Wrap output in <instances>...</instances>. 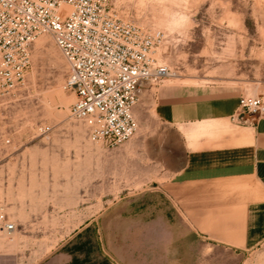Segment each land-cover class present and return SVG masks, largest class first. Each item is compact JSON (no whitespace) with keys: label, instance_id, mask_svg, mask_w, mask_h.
Here are the masks:
<instances>
[{"label":"rangeland","instance_id":"obj_1","mask_svg":"<svg viewBox=\"0 0 264 264\" xmlns=\"http://www.w3.org/2000/svg\"><path fill=\"white\" fill-rule=\"evenodd\" d=\"M102 2L120 17L160 30L153 55L171 73L141 83L137 130L107 145L91 139L86 122L71 115L76 96L53 35L44 31L31 41L24 82L0 86V209L15 223L11 231L0 228L5 264L40 262L72 236H83L86 249L99 241L112 264H264V239L239 252L205 236H112L117 257L97 221L118 199L134 198L141 215L143 196L156 192L148 191L160 179L151 141L171 128L156 115V101L181 90L203 103L223 93L264 94V0ZM177 14L192 18L190 30H166ZM40 124L51 128L40 132ZM89 220L95 225L85 227Z\"/></svg>","mask_w":264,"mask_h":264},{"label":"crops","instance_id":"obj_2","mask_svg":"<svg viewBox=\"0 0 264 264\" xmlns=\"http://www.w3.org/2000/svg\"><path fill=\"white\" fill-rule=\"evenodd\" d=\"M241 94H217L203 103L181 90L155 102L156 115L171 125L151 141L149 156L159 163L160 179L148 191L156 192L143 196L141 215L130 198L116 200L97 218L117 257L112 236H205L239 252L264 239V116L235 121ZM83 241L72 236L33 264H112L99 241L92 249Z\"/></svg>","mask_w":264,"mask_h":264},{"label":"built area","instance_id":"obj_3","mask_svg":"<svg viewBox=\"0 0 264 264\" xmlns=\"http://www.w3.org/2000/svg\"><path fill=\"white\" fill-rule=\"evenodd\" d=\"M50 32L68 62L66 84L75 100L71 115L86 122L88 135L107 145H118L138 127L134 105L144 81L171 73L153 55L160 30H150L120 17L102 0H0V86L24 82L31 41ZM264 116V96L241 94L232 115L253 122ZM49 124H40L46 132ZM15 223L0 209V228Z\"/></svg>","mask_w":264,"mask_h":264},{"label":"clouds","instance_id":"obj_4","mask_svg":"<svg viewBox=\"0 0 264 264\" xmlns=\"http://www.w3.org/2000/svg\"><path fill=\"white\" fill-rule=\"evenodd\" d=\"M193 24L192 18L185 14H177L171 17L166 24V30L170 32H182L190 30Z\"/></svg>","mask_w":264,"mask_h":264},{"label":"bare ground","instance_id":"obj_5","mask_svg":"<svg viewBox=\"0 0 264 264\" xmlns=\"http://www.w3.org/2000/svg\"><path fill=\"white\" fill-rule=\"evenodd\" d=\"M172 75H174L173 73H172ZM178 75V74H177ZM178 77V76H177ZM255 91V90H254Z\"/></svg>","mask_w":264,"mask_h":264}]
</instances>
